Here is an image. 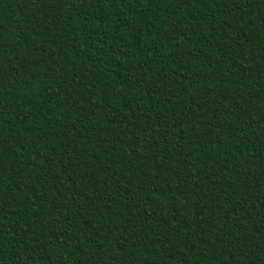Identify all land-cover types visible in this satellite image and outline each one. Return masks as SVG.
Segmentation results:
<instances>
[{
	"label": "trees",
	"instance_id": "1",
	"mask_svg": "<svg viewBox=\"0 0 264 264\" xmlns=\"http://www.w3.org/2000/svg\"><path fill=\"white\" fill-rule=\"evenodd\" d=\"M0 264H264V0H0Z\"/></svg>",
	"mask_w": 264,
	"mask_h": 264
}]
</instances>
